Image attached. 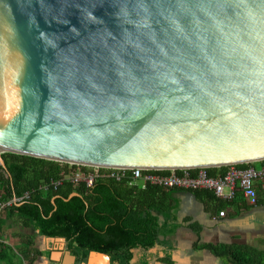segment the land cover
I'll return each mask as SVG.
<instances>
[{
    "label": "water",
    "instance_id": "1",
    "mask_svg": "<svg viewBox=\"0 0 264 264\" xmlns=\"http://www.w3.org/2000/svg\"><path fill=\"white\" fill-rule=\"evenodd\" d=\"M3 154L111 170L264 162V0H0L4 169Z\"/></svg>",
    "mask_w": 264,
    "mask_h": 264
},
{
    "label": "trees",
    "instance_id": "2",
    "mask_svg": "<svg viewBox=\"0 0 264 264\" xmlns=\"http://www.w3.org/2000/svg\"><path fill=\"white\" fill-rule=\"evenodd\" d=\"M1 157L5 168L0 166V202L20 201L8 207L6 215L16 217L23 230L37 232L38 237L64 239L65 251L76 258V264L86 263L90 253L109 257L110 264H150L153 249L163 254L158 261L170 262L173 244L169 239L177 229L171 217L173 190L152 186L141 190L130 187L128 181L104 179L87 189L66 178L70 173L66 165L12 154ZM225 171L207 169V174L218 178ZM59 180L60 186L50 187ZM72 194L77 197L68 200ZM218 255L242 261L234 252Z\"/></svg>",
    "mask_w": 264,
    "mask_h": 264
},
{
    "label": "crops",
    "instance_id": "3",
    "mask_svg": "<svg viewBox=\"0 0 264 264\" xmlns=\"http://www.w3.org/2000/svg\"><path fill=\"white\" fill-rule=\"evenodd\" d=\"M254 188L256 206H249L240 191L227 200L210 191L173 190L171 217L177 229L169 239L173 244L170 262L158 261L163 254L153 249L150 264H264V188L258 182ZM220 212H224L223 218ZM0 219V251L5 250L0 264H71V259L58 252L60 241L23 230L20 220L9 218L5 211ZM227 251L237 254L241 263L218 255ZM91 264L103 262L95 259Z\"/></svg>",
    "mask_w": 264,
    "mask_h": 264
},
{
    "label": "built area",
    "instance_id": "4",
    "mask_svg": "<svg viewBox=\"0 0 264 264\" xmlns=\"http://www.w3.org/2000/svg\"><path fill=\"white\" fill-rule=\"evenodd\" d=\"M261 163V162H260ZM259 163V164H260ZM257 163L239 169L237 166L226 167V173L219 178L209 177L207 169L194 171H147V170H111L102 168H89L77 165L62 164L68 167L69 180L75 186L85 185L88 189L100 179L112 180L115 182L128 181L130 187H137L144 190L147 186L159 187L164 190L182 191H210L217 198L232 200L237 191L249 206L257 205V194L254 182H258L264 188V165L255 167ZM248 165V164H247ZM86 169L87 171H84ZM168 172V175H158L155 173ZM190 172H194L191 176ZM61 185V181L51 183L53 189ZM47 190V188H44ZM19 200H12L6 203L0 202V216L8 208ZM224 212L219 213V217H224Z\"/></svg>",
    "mask_w": 264,
    "mask_h": 264
},
{
    "label": "rangeland",
    "instance_id": "5",
    "mask_svg": "<svg viewBox=\"0 0 264 264\" xmlns=\"http://www.w3.org/2000/svg\"><path fill=\"white\" fill-rule=\"evenodd\" d=\"M14 264H20V262H18V263H17V262H15Z\"/></svg>",
    "mask_w": 264,
    "mask_h": 264
}]
</instances>
